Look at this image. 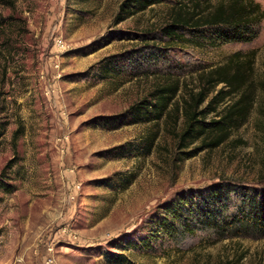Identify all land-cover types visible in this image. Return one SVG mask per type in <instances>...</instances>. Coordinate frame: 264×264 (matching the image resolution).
Listing matches in <instances>:
<instances>
[{
	"label": "rangeland",
	"instance_id": "obj_1",
	"mask_svg": "<svg viewBox=\"0 0 264 264\" xmlns=\"http://www.w3.org/2000/svg\"><path fill=\"white\" fill-rule=\"evenodd\" d=\"M7 1L0 175L13 164L2 178L13 191L0 189V264H114L107 255L121 253L134 264H264V234L238 209L243 194L264 193V20L249 43L177 41L161 29L180 4L206 15L227 0H162L119 23L124 0ZM218 72L238 77L217 85ZM176 82L162 119L128 114ZM189 103L206 122L239 106L226 141L178 146ZM215 186L233 190L209 203L222 224L194 219L192 233L150 239L168 203L202 206Z\"/></svg>",
	"mask_w": 264,
	"mask_h": 264
},
{
	"label": "trees",
	"instance_id": "obj_2",
	"mask_svg": "<svg viewBox=\"0 0 264 264\" xmlns=\"http://www.w3.org/2000/svg\"><path fill=\"white\" fill-rule=\"evenodd\" d=\"M162 0H124L119 7V11L116 14L115 22L119 23L127 20L128 18L136 15L139 11H144L148 7L161 2ZM7 0H0V5H7ZM180 9L172 17L170 24L161 29L167 39L169 40H185L194 42V39L199 40L205 35L211 43H249L256 39L260 33L261 24L264 20V10H262L259 4H256L253 0H227L220 2L212 12L206 15H201L195 10L185 12V7L180 4ZM196 8V7H195ZM239 56L236 53L231 59ZM232 65V64H231ZM226 74L218 72L216 78L217 85L224 84L231 86L233 80L238 76H231L226 78ZM238 75V74H237ZM233 79V80H231ZM179 82L176 85L168 87H162L154 92L151 100L145 99L135 105H133L128 114H132L136 118L144 120V122L151 123L153 121H159L166 115L169 110L171 101L179 89ZM201 95V94H200ZM242 100L236 102L240 105ZM202 103V102H201ZM238 107V108H237ZM237 110L234 108L229 115L225 116V120L222 121H210L206 122V111L197 112L196 105L192 104L185 108V129L179 136L180 148H187L190 144L198 141L202 137H209L210 135H217V139L211 144H215V147L220 146L228 138L230 131L229 127L234 123L233 113L241 112L239 106ZM6 130L5 124L0 122V138L4 135ZM24 128H20L14 132L13 140H17L23 135ZM151 137V136H150ZM154 137L148 138L146 141L147 147L152 149L154 143ZM148 151V150H147ZM13 164L8 165L0 175V189L5 193H11L13 189L2 178L6 177V169H12ZM227 186L224 188L213 187L207 196V202L202 206H196L195 203L189 201V199H178L175 202L168 203L166 208L163 209V215L155 221V224L151 226L150 239L156 240L157 238H176L186 233H192L194 230V219L202 221H211L213 224H222L226 217L223 215L219 219V213L223 210L218 207L212 208L210 202H224L221 199H229L230 193L233 190H228ZM254 192V191H253ZM249 192L242 195L241 205L238 208L239 211L245 212L249 221L257 231H261L264 234V193ZM236 194L237 192L234 191ZM241 195V194H240ZM205 199V198H204ZM203 199V201H204ZM186 201V202H185ZM208 203V204H207ZM219 204V203H218ZM221 205V204H220ZM225 203L222 208H226ZM234 218V216H232ZM144 248H150V240L145 238L141 242ZM109 262L114 264H134L124 254H111L107 255Z\"/></svg>",
	"mask_w": 264,
	"mask_h": 264
},
{
	"label": "built area",
	"instance_id": "obj_3",
	"mask_svg": "<svg viewBox=\"0 0 264 264\" xmlns=\"http://www.w3.org/2000/svg\"><path fill=\"white\" fill-rule=\"evenodd\" d=\"M45 264H52L51 260H47Z\"/></svg>",
	"mask_w": 264,
	"mask_h": 264
}]
</instances>
